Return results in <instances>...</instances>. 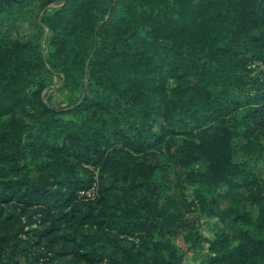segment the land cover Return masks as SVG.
Returning a JSON list of instances; mask_svg holds the SVG:
<instances>
[{
  "label": "trees",
  "instance_id": "obj_1",
  "mask_svg": "<svg viewBox=\"0 0 264 264\" xmlns=\"http://www.w3.org/2000/svg\"><path fill=\"white\" fill-rule=\"evenodd\" d=\"M35 1L0 40V264H264V0Z\"/></svg>",
  "mask_w": 264,
  "mask_h": 264
},
{
  "label": "rangeland",
  "instance_id": "obj_2",
  "mask_svg": "<svg viewBox=\"0 0 264 264\" xmlns=\"http://www.w3.org/2000/svg\"><path fill=\"white\" fill-rule=\"evenodd\" d=\"M41 6L38 1L30 0L23 8L17 10L12 14H5L0 16V40L1 35L6 32H10L14 38H20L27 40L34 32L36 25L39 21L41 14ZM260 66V65H259ZM259 66H253L252 69L259 70ZM47 89L43 92L42 97L45 103L55 108L66 107L67 97L62 90V84L58 79H54L48 75L46 77ZM102 100V95H93ZM202 168V167H200ZM194 188H189L188 192L192 194ZM203 232L205 235L210 236L208 231V225L203 226ZM177 247L181 252H185L184 261L182 264H201L203 258L207 254V251L196 252L187 251L186 246L181 239L176 241Z\"/></svg>",
  "mask_w": 264,
  "mask_h": 264
}]
</instances>
